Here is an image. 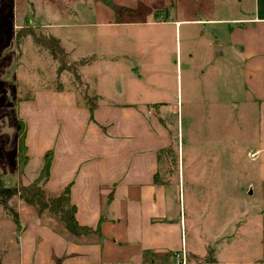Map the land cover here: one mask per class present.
<instances>
[{"label": "rangeland", "instance_id": "1", "mask_svg": "<svg viewBox=\"0 0 264 264\" xmlns=\"http://www.w3.org/2000/svg\"><path fill=\"white\" fill-rule=\"evenodd\" d=\"M254 2L261 0L231 3L229 15L238 8L251 11ZM154 5L161 6L160 16L152 13L148 0H0V185L15 186L22 175L32 181L42 167L41 158L30 156L19 172L17 154L22 150L20 138L29 128L30 98L38 91L62 88L74 90L80 99L84 89L71 72H58L57 60L29 31L39 39L44 34L59 38L68 53V63L106 52L113 62L89 61L80 68L82 80L102 95L109 94L116 77L123 76L124 84L131 87L124 77L132 76L133 71L125 67L127 62L121 56L127 54L125 58L134 64V72L141 63V73L151 81L165 82L171 90V95L169 91L167 94L174 101L177 94L179 101L182 97V129L171 149L164 152L167 162L161 164L164 171L158 179L174 181L171 198L175 191L179 193L184 251L189 250L183 252L186 263L264 264V154L249 155L255 149L256 113L251 106L241 104L243 86L232 62H228L227 89L219 95L221 106L208 104L204 98L189 104L193 99L185 91L189 67L185 51L192 41L198 52L204 51L205 40L210 38L209 26L193 25L186 31L185 23L176 29L170 25V21L188 15L205 18L223 13L225 2L160 0ZM114 13L117 19H155L162 23L143 24L147 38L136 36L134 27L110 32L94 24ZM156 28L165 29L163 38ZM140 55L143 57L138 59ZM174 121L176 116L172 115L168 119L171 127ZM177 155L181 157L180 177ZM10 202L14 208L27 205L16 197ZM44 219L53 222L50 217ZM11 225L10 216L0 205V264L17 262V233L11 234ZM234 232L238 235L230 236ZM156 260L175 264L181 258L173 255Z\"/></svg>", "mask_w": 264, "mask_h": 264}, {"label": "crops", "instance_id": "2", "mask_svg": "<svg viewBox=\"0 0 264 264\" xmlns=\"http://www.w3.org/2000/svg\"><path fill=\"white\" fill-rule=\"evenodd\" d=\"M159 1L148 0L157 16L162 8L154 4ZM224 2L223 13L205 18L188 15L170 21L175 29L185 23L186 31L193 25L209 26L210 38L205 40L204 51L198 52L194 41L185 51L189 61L185 91L193 99L191 106L201 98L208 104L221 106L219 95L227 89L228 62H232L239 70L243 86L241 104L251 106L256 113L255 149L249 155L264 154V1L254 2L251 11L238 8L231 15L230 4L239 0ZM160 23L155 19H117L116 14L94 22L110 32L134 27V34L142 38L148 37L143 24ZM156 32L163 38L165 29ZM126 55H121L122 60L133 72L124 78L131 87L120 76L111 84L109 94L102 95L96 90L97 105L92 116L81 94L79 99L74 90L38 91L30 98L29 128L24 138L28 160L37 156L43 166L44 154L52 151L44 186L54 193L70 184L75 218L80 226L91 231L77 236L61 232L39 219L31 207L19 204L15 208L18 222L10 217L11 234L17 233L15 264H169L156 258L184 251L179 193L175 191L171 198L170 185L174 181L158 179L164 171L161 164L167 162L164 152L172 147L174 137L182 129V97L179 101L177 94L174 101L165 82L151 81L141 73V68L144 69L141 63L134 72L135 66ZM81 58H91L89 64L97 60L114 61L102 51ZM233 107L237 108V104L233 103ZM172 115L176 121L171 127L168 119ZM175 159L180 177V155ZM172 170L170 167L169 171ZM21 182L31 181L22 175ZM236 235L237 232L230 234Z\"/></svg>", "mask_w": 264, "mask_h": 264}, {"label": "trees", "instance_id": "3", "mask_svg": "<svg viewBox=\"0 0 264 264\" xmlns=\"http://www.w3.org/2000/svg\"><path fill=\"white\" fill-rule=\"evenodd\" d=\"M107 2V0H104ZM30 34L33 39L43 46L51 55V57L58 62V72L63 70L71 72L74 79L80 85H84V89H81L82 99L84 104L92 116L94 109L97 105V95L88 84L82 80L80 74V68L87 65L91 58H81L73 62H67V54L62 47L60 41L52 35H43L40 39L36 37L30 30ZM19 35H17L18 37ZM89 59V60H88ZM59 88L57 90H60ZM25 132V131H24ZM23 139L21 141L22 150L18 151L19 160V172L24 170L27 163V147L25 145V134L21 136ZM171 147L168 148L170 150ZM52 151L49 150L44 154L43 166L40 170L39 176L33 181L24 185L21 181L17 185L12 187H5L0 185V205L6 210L7 214L12 220L18 222V214L16 209L11 204V200L16 197L22 202L29 205L36 213L39 219H44V217H50L53 222L51 223L61 232L80 235L84 233H89L91 230L87 227L80 226L75 218V206L70 202V184L66 185L64 188L58 192L50 193L45 188V183L49 177V166L51 161Z\"/></svg>", "mask_w": 264, "mask_h": 264}, {"label": "built area", "instance_id": "4", "mask_svg": "<svg viewBox=\"0 0 264 264\" xmlns=\"http://www.w3.org/2000/svg\"><path fill=\"white\" fill-rule=\"evenodd\" d=\"M151 111H149V113H150ZM254 155V153H251L250 154V156H253ZM184 251H182L181 253H177L176 254V257H178V258H181V260H178V262H176L175 264H185L186 263V260H185V258H184V253H183ZM119 264H131V263H119Z\"/></svg>", "mask_w": 264, "mask_h": 264}]
</instances>
